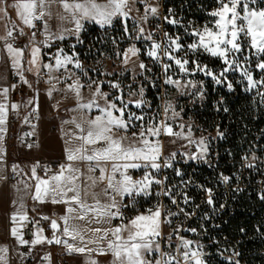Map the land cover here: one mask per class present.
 <instances>
[{"label": "snow or ice", "instance_id": "obj_1", "mask_svg": "<svg viewBox=\"0 0 264 264\" xmlns=\"http://www.w3.org/2000/svg\"><path fill=\"white\" fill-rule=\"evenodd\" d=\"M5 0H0V5L4 4ZM60 4L64 11L71 16V22L74 23L73 29H62L59 33H52L50 31L47 21L44 23L45 39L40 41L39 44L50 47V40H64L65 33L75 35L80 43V33L84 28L83 21H91L101 27L110 26L113 18L117 16H127L124 9L128 6V0H17L16 3L10 5L13 9L17 10V14L21 17L24 24L29 27H35L34 20H42L45 15L51 18V13L47 9L51 4ZM256 3V0H252ZM218 7L212 10L209 15L214 19L200 27H191L189 30L185 28L186 33L193 37V42L188 43L186 46L181 43V37L169 36L167 32L164 33V43L156 42L152 39V33L144 36V29L140 28L136 39L143 37L145 40H151L147 55L156 62H161L162 57H167L168 60L174 61L179 71L184 74L203 73V75L210 77L215 84L224 85L229 91L233 90V82L229 80V72L239 71L241 76L246 79V91L256 88L257 85L264 87V8L255 9L249 6L248 0H217ZM147 19V12L152 14L157 13L156 7L145 9ZM0 14L7 15V9L0 7ZM61 21L68 19V17L61 15ZM164 19L170 24L179 23L175 19H169L167 16ZM127 31V28H125ZM20 35H24L23 29H20ZM13 37V31L7 30L5 36H0V40L5 41V47L8 54L12 57V66L18 70L17 74L24 83L28 81L24 78L23 72L20 71V59L24 56L25 49L14 48L12 43H8V38ZM36 33L33 32L29 37L31 46L30 59L27 61L29 67L27 71L34 70L39 74L37 67L41 57V47L37 46L35 42ZM28 45L25 46L27 48ZM184 51L183 57H177L175 53ZM139 52L135 46L128 48L124 53L125 64L131 56H136ZM188 52L207 53L212 57L220 58L222 67L219 71L214 70L207 64H203L199 59H190ZM63 49H59L55 57V66L59 68L68 63L73 62V56L64 54ZM251 53V57H255V69L259 70L260 78L254 79L253 69L250 67L252 64L251 57L247 54ZM191 64V67L189 65ZM75 65L80 68L82 65L79 60H75ZM249 65V66H246ZM43 67L52 69L51 64H44ZM162 70L165 73L164 83L167 85H175L178 90L191 87L196 89L195 92L185 93L181 91V95L188 94L202 99L204 96L203 82L200 81V87L192 80L186 81L181 85L179 80H173L171 76L167 75L168 70L172 67L169 63L161 64ZM139 68L144 70L146 65L141 62ZM150 70V69H149ZM100 83L95 80L88 83L86 86L92 89L93 84L96 85L92 92V99L87 103L80 105L81 108L96 107L99 109L100 114L95 117L85 120V124H76L75 120L71 123L76 124L79 133L73 134V139H79L82 143L77 148L66 147L65 159L67 163L59 164V171L48 175L51 168L44 166V176H38L36 169L40 167L39 164L33 165L31 168V179L35 181L34 189L35 194L32 196L33 200L44 202V197L51 194L52 203H65L71 205L75 203L85 212L96 211L99 215H106L109 219L119 218L122 223L112 229V234L115 236V241H110L107 250L101 249L99 255H106L111 253L113 256L112 264H208L205 259L207 255L202 249L203 245L198 242L186 239L179 236L181 228L177 226L174 233L177 234L178 244L175 249V254L171 252L161 251V243L157 239L161 237L160 224L162 211L164 215V223L171 224L172 220L169 217L179 216L183 214L185 218H190L193 213L186 212L184 208L179 206L177 196L183 198V202L187 204L190 197L187 193L174 192L175 186L169 188L165 185V176L163 179L157 178L155 173L160 172L163 168H172V160L175 159L176 153L173 152L169 156L164 157L161 162L162 145L159 140H150L149 137H159L161 133L168 136H175L180 139H186L188 146H196L197 151L190 153H183L187 159L193 161L206 160L208 153V141L206 137L194 139L192 135V127L188 126V131L185 133L183 129L184 124H180L181 131L174 132L172 125L168 122L180 115L175 110L174 105L170 101H165L162 113H157L155 116L149 117L145 120L144 114H137L136 112L129 111V105H134L136 108H141L146 104L143 99L144 89L141 87L138 93L129 92L128 96L138 95L139 99L125 100L121 95H115L110 98L109 93L101 90ZM110 87L119 90L120 84L118 82H109ZM15 88V85L12 86ZM85 87L77 80L73 85H69V90L75 91L78 99L81 98L80 89ZM8 88L3 89V95L7 97ZM51 94V90L49 92ZM261 99L264 100V92L258 93ZM103 101L101 104L99 101ZM119 101V105L117 104ZM31 103V101H30ZM16 108V105H12ZM6 106L0 104V124L6 121ZM227 109H225L226 111ZM182 111V109H181ZM171 112V116H169ZM162 116L163 118H158ZM139 121V124L135 123ZM136 129V130H133ZM131 135L129 136V131ZM3 131V129H0ZM118 133H123L118 135ZM218 136H223L222 132H217ZM174 142V141H173ZM66 144L69 141H65ZM255 159V157H253ZM85 162L86 171H82L79 167L74 166V162ZM249 164L248 167H252ZM18 167L13 166V170ZM132 169H145L143 175L139 179H133L130 170ZM97 171L99 175H97ZM175 174L182 176V172L176 169ZM223 181L227 183L229 177L223 176ZM182 183H185L182 181ZM187 183H190L187 182ZM101 184L104 187L100 191H95ZM153 185L159 186V190L155 192L157 196L163 195L169 197L171 203L177 206L178 211H171L165 205L158 202L153 207L145 209V212H137L135 215L125 220L122 208H128L135 204L137 197H144L153 194ZM207 194L206 203L210 206L214 204L212 189L200 186ZM72 193L71 196L68 194ZM59 197V199H57ZM91 197L95 201V206H89L87 199ZM106 197L108 203L101 206L100 198ZM119 197V199H117ZM125 197L129 198L125 202ZM264 199V195H261ZM23 207V205H21ZM115 208L116 211L112 212L111 209ZM223 208V205H221ZM75 209L71 206L67 208V212L71 213ZM17 215L13 214L11 217L13 223L17 221ZM83 218V217H79ZM207 219L208 217L205 216ZM20 220H26V215H19ZM47 220L48 217H43ZM65 221L63 234L70 236L73 240L79 235L75 229H70L67 226L68 216L61 217ZM51 227L56 230L58 224L56 220L51 221ZM186 231L195 233L197 229L189 228ZM96 232L103 231L100 228L94 229ZM243 231V229H241ZM126 233V235H122ZM11 234L20 240L21 244H27L29 241L24 240L18 235L16 227L11 229ZM106 235V233H105ZM36 238L31 241L33 245L42 243L46 238L42 237V230H38L35 234ZM105 237H101L103 239ZM83 240V237H81ZM167 240H172V234H169ZM116 241H119L117 243ZM52 243L53 240H48ZM56 244L63 243L68 252L85 253L91 252L92 249L85 247H76L67 241H62L55 238ZM93 243V241H89ZM196 243V250L192 249V245ZM7 248H0V253H7ZM153 251L158 252L160 258L151 261L146 258V253L150 254ZM238 255V253H237ZM50 259V257H45ZM0 261L6 264L5 256L0 255ZM89 264H97L95 260H91ZM236 264H239L237 261Z\"/></svg>", "mask_w": 264, "mask_h": 264}, {"label": "rangeland", "instance_id": "obj_2", "mask_svg": "<svg viewBox=\"0 0 264 264\" xmlns=\"http://www.w3.org/2000/svg\"><path fill=\"white\" fill-rule=\"evenodd\" d=\"M99 2H104V0H99ZM163 3L164 0H128V6L124 9L125 12H127V16H117L112 21V24L110 26H106L104 28H99L100 30H106L109 28H112L113 24L117 21H120L122 23V27H114L113 31H121L124 32L126 37H129V42H127L126 46L122 50V52H115L112 56H106L102 55L98 57L96 54L98 52V49L95 47H91V44H84L80 43L75 35L65 33V39L67 38H73V41H68L66 44L62 43V40H60L57 44L50 45V47H46L44 45H41L42 51H41V57L40 61L43 64H49L55 61V57L58 53L59 49H63V53L61 55L67 54L70 56H73V62L68 63L65 66H61L66 68L71 67V70H73L75 73L78 74L80 79L82 80L85 87L82 89H85L81 92V98L78 99L75 91L69 90V85H73L77 79L71 78V75L69 74H60L58 75V68L54 65L51 70L48 68H45V71L47 73V79L48 84L44 82L45 77L44 74H37V71H31L27 72L25 74V79L28 81V83L22 82V96L21 100L19 101V104L16 108L12 107L13 113L15 112H22L24 108L27 105H30V107H34L38 110L39 113V129L41 132L43 145L45 147H48L49 149H53L54 151L58 153H65L66 147L71 148H77L81 145V141L79 139H73V134L79 133V129L76 128V124H84L85 127L87 125L84 123L85 120L95 117L96 113L94 110L98 109L96 107L92 108H81L80 105L87 104L92 99V92L94 91L96 85L93 84L92 89H89L86 85L90 83L91 81L95 80L100 83L101 90L105 93H109L110 98L115 95H121L125 100L132 99L136 100L139 99L138 95H134L129 97L128 93L135 92L138 93L139 89L142 87L144 89L143 92V99L146 101V104L142 105L141 108H136L134 105H129V111L136 112L139 114L145 115V120L149 117L155 116L157 113H162L163 105L165 101H170L177 112L180 113L178 117H175L174 119L169 120L168 122L172 125L173 131L178 132L181 131L179 125L184 124L185 128L183 131L187 133L188 126L191 125L192 127V135L194 139H199L201 137H206L208 141V153L206 156L207 162L204 160L200 161H193L190 159H187L183 153H190L197 151L196 146H188V141L186 139H180L175 136H168L161 133L159 137H149L150 140H159L162 145V157L161 162L163 161L164 157L169 156L171 153L175 152L177 155L174 160H172L173 167L172 168H163L160 172L155 173L157 178L163 179L165 176L168 177L167 180H165V185L169 188H172V186H175L174 192H184L187 185H191L192 181L191 179H183L182 176H177L175 174L176 169L180 170V167L182 165H187L189 162L198 163V162H205L207 165L211 167H217L221 165V158L223 152L226 151L227 147L220 148L221 141L223 140L222 136H218L217 132L219 131L217 126H213L211 129H204L200 126V124L194 120L191 116L185 118L182 114L184 111V107L187 105L188 108H191L195 103H200L204 100V96L202 99L194 97L192 95L184 94L181 95V91H184L185 93H189L191 91V87L179 89L175 85H167L164 83L165 73L162 70L161 64L162 63H169L172 65V67L168 70L167 75L171 76L173 80H179L181 85H184L186 81L192 80L193 82L197 83V87H200L199 82H203V92L206 93V85L211 83L214 86H219L222 89H224L226 92L233 93L236 91V88H239V90L242 93H245L247 95H250L253 97L254 102L260 104L262 109L264 110V100L261 99V96L258 94L260 92H264V87L257 85L256 88H253L250 91H246L247 87V81L244 79L240 72H229L228 78L233 82V90L229 91L227 87L224 85H218L215 84V82L203 73H195V74H184L179 71V68L175 65L174 61L168 60L167 57H162L161 62L154 61L151 57L147 55V51L150 48V45L152 43L151 40H145L143 37L140 39H136L139 33V29H144V36H147L149 33H152V39L155 40L158 43H161L163 45L165 37L164 33L167 32L169 36L181 37V43L185 46L188 43L193 42V37L189 36L185 28L187 27L189 30H191V27L195 26L192 24V20H183V16L177 15L175 11L173 10V7H169L167 12H164L163 10ZM249 6L251 8L255 9H261L264 8V0H256V3H252V0H248ZM150 7H156L157 13L152 14L150 11L147 12V19H145L146 11L145 9ZM218 7V5H217ZM212 8L207 13H209L216 9ZM14 15V14H13ZM18 19L22 20L21 17L17 14L14 15ZM59 16L53 21L52 24V33H59L62 29H73L74 27L71 26L70 23H68V19H65L61 21L59 19ZM66 17H69L68 14H65ZM167 16L169 19H175L179 21V23L176 24H170L168 23L164 17ZM6 18L2 14H0V36L4 35L6 33ZM209 21L204 23L209 24L210 21H212L214 18L209 15ZM201 25V26H203ZM85 26V25H84ZM130 27L129 30L125 31V28ZM200 27V26H195ZM113 33V32H112ZM81 34V33H80ZM96 35L91 36L93 38V41H96L99 38V34L96 32ZM44 37V34H43ZM80 40H82L80 36ZM118 41H115L114 38L112 39L111 45L114 47V49H117L118 47ZM103 40H100V44L103 43ZM135 46L137 49H139V52L136 56H131V58L128 60V63L125 64L123 62L124 56L123 53L130 47ZM79 49L82 50V57L79 54ZM91 51V52H90ZM251 57V53H247ZM175 55L179 57L184 56V51L177 52ZM87 57V59H85ZM90 57V58H89ZM188 57L190 59H199V61L203 64H207L209 67L213 68L216 71H219L222 67V61L220 58L212 57L207 53H191L188 52ZM6 59L12 62V57L8 54L6 48L4 50L0 49V81L4 79V76L7 77V66H6ZM79 60L80 64L82 65L80 68H77L75 65V60ZM252 64L250 67L253 69V77L254 79L260 78V72L259 70L255 69V57H251ZM219 61V63H217ZM143 62L146 65V68L144 70H141L139 68V64ZM249 66V65H246ZM191 67V64L189 65ZM60 68V67H59ZM150 69V70H149ZM69 79V81H66ZM118 82L120 84V89H114L110 87L109 82ZM8 79L5 88H8ZM87 89V90H86ZM51 90V94H49ZM151 92V95L148 96V92ZM0 93H3V90L0 91ZM183 97L189 98L186 99V102H183ZM222 98L219 99L220 104L214 106V111L218 113V111L221 109H225L227 106L224 102H222ZM31 101V103H30ZM61 102H68V103H74V106L72 108V114H71V120L70 124H60L59 125V131L56 133L48 132L49 127L52 126L53 130H56L55 123L56 119H62L66 113L68 112V103H61ZM101 104H103V101H99ZM59 103H61L59 105ZM57 104V105H56ZM117 104L119 105V101H117ZM182 109V111H181ZM169 116H171V112H169ZM53 118V119H52ZM158 118H163L162 116ZM75 120L76 124L71 123V121ZM139 124V121L135 122ZM136 130V129H133ZM222 132V131H219ZM131 133V130L129 131ZM65 141H69L68 144L65 143ZM174 141V142H173ZM238 150L241 151V162L239 164L230 163V165H234V167H237L239 170V174L236 176L239 177L243 174V169L249 164L257 165L255 164L256 161L261 160L264 161V152H259V149L257 147L250 148H242L241 146H238ZM18 151V158L22 162L25 158L21 154L24 150L23 147H19L16 149ZM21 150V152H20ZM9 153H12L11 151ZM255 157V159L253 158ZM25 164V163H24ZM264 167V164H263ZM170 174L174 176V178L170 179ZM223 176L227 175H221L219 178L216 179L222 185V191L225 193H229L230 190H234V188L230 187V180L225 183L222 179ZM229 177V176H227ZM185 182V183H182ZM190 183H187L189 182ZM239 182H237L238 184ZM264 189V188H263ZM159 190V186L153 185V194L144 196V197H137L139 200V203L141 205V211L145 212V209L153 207V205H156L158 202L162 203L166 206L167 209H170L171 211L175 212L178 211L177 206L173 205L171 203V200L169 197L159 195L157 196L155 194L156 191ZM128 198L125 197V200ZM191 199V198H190ZM178 202L181 201V204L179 206L181 208H184L186 212L193 213L195 211H188L187 210V204L183 202V198L181 196H177ZM190 201V200H189ZM189 206V205H188ZM192 208V207H191ZM134 213L133 215H135ZM132 215V216H133ZM164 215L165 213L162 211L161 216V224H160V231H161V237H158L157 239L161 243V251L164 252H171L172 254H175V249L178 244V237L177 234L174 233V229L179 226L181 228V231L179 232V236H183L186 239L192 240L194 242H198L199 245H203V251L206 250V245H208L207 242H203L201 238L204 236V233H202V228H196L193 224L191 227L186 226V220L190 219L193 215H191L190 218H185L183 214H180L179 216L175 217H169V219L172 220L171 224L164 223ZM209 214H199V216L204 219L205 216L208 217ZM127 220L124 222L126 223ZM189 228H195L197 231L195 233L191 231H186L185 229ZM169 234H172V240L169 242L167 240V237ZM126 235V233H124ZM193 250H196L197 244L194 243L192 246ZM206 253V252H205ZM208 255V253H206ZM147 259L151 261H155L160 258L159 253L153 251L150 254H146ZM206 255V256H207ZM235 255V254H234ZM205 256V259H206ZM108 260V258H105ZM175 264V262H173Z\"/></svg>", "mask_w": 264, "mask_h": 264}, {"label": "trees", "instance_id": "obj_3", "mask_svg": "<svg viewBox=\"0 0 264 264\" xmlns=\"http://www.w3.org/2000/svg\"><path fill=\"white\" fill-rule=\"evenodd\" d=\"M217 5V0H164L163 10L167 12L169 7H173L177 15L183 16L184 21L192 20V24L201 26L210 20L207 12ZM114 27L121 28L122 23L117 21L112 28L106 30H100L96 25L87 23L80 36L84 44H91V47L98 49V57L112 56L117 51L122 52L129 42V37H126L124 32L113 31ZM129 28L127 27V30ZM96 32L99 38L93 41L91 36L96 35ZM113 38L115 41L119 40L117 49L111 45ZM73 40L67 38L62 40V43ZM100 40L104 42L100 44ZM79 54L82 57L81 49ZM150 95L149 91L148 96ZM220 98L223 99L227 110L220 108L217 113L214 106L220 104ZM186 99L189 98L183 97V102H186ZM182 115L185 118L191 116L204 129L217 126L223 133L220 148L227 147L226 149L231 151V157L227 155V150L223 152L220 160L225 163L217 167H211L205 162H189L180 167L182 178L192 181L184 190L191 198L187 203V210L195 212L190 219H185L186 226H201V232L204 233L201 240L208 243L205 250L208 253V264H236L237 261L239 264H264V199L260 198L264 193L258 181L262 178L264 183V171L257 170L252 173L244 168L243 174L235 178L232 173H238L239 170L228 163L241 160L238 146L243 149L257 147L259 152H264V110L260 104L254 102L252 96L242 93L239 88L229 93L209 83L206 85L204 100L195 103L191 108L186 105ZM221 175L230 177V186L239 182L245 187L224 194L222 185L216 181ZM169 178L174 176L170 174ZM201 185L212 189V206L206 203L207 194ZM206 213L209 214L207 219L199 216Z\"/></svg>", "mask_w": 264, "mask_h": 264}, {"label": "crops", "instance_id": "obj_4", "mask_svg": "<svg viewBox=\"0 0 264 264\" xmlns=\"http://www.w3.org/2000/svg\"><path fill=\"white\" fill-rule=\"evenodd\" d=\"M16 2L17 0H5V3L0 5V7H5L7 9L8 18H6L5 25L7 24L8 19L12 18L18 21L20 28L26 30L29 26L24 24L22 20L15 17L14 15H17V10L10 7V5ZM47 10L50 11L51 18H49L48 15H45V17L41 21L43 23L47 21L50 31H52V27L54 25L52 24L53 21H55V19L59 16V14L64 16L65 14H68L69 16L68 23H70L72 27H75L74 23L71 22L70 14L65 12L60 4L53 3L50 5V7ZM2 15L4 17H7V15L4 14ZM83 23L84 25L89 23V24H94L99 28H104L91 21H83ZM44 39H45V31H44L43 40ZM59 41L60 40H50L49 44L50 45L57 44ZM31 46L32 45H29L26 48L24 52L25 53L24 56L20 59V71L23 72L24 77L25 74L29 72L27 71V68L29 67L27 61L30 59ZM5 63L7 66V73H8V68L9 67L14 68V67L12 66V62L7 59ZM49 64L54 66L55 61ZM43 65L44 64L40 61L37 67L39 68V72H41V74H44L43 75L45 77L44 82L48 84L47 82L48 79L46 76L47 73ZM33 71H36L35 68ZM57 72L58 75L69 74L71 75V78L74 79L76 78L77 80H79V83L81 85L83 84L78 74L75 73L73 70H71V67H67V66L66 68L60 67L58 68ZM7 79H8V74L7 77L4 76V79L0 81V91H2L5 88ZM66 81H69V79H67ZM84 90L85 89H82V91ZM61 103H68V102H61ZM61 103H59V105ZM67 105H68V112L66 113V115L62 119H56L57 122L55 123L56 130H53V127L50 126L48 132L56 133L59 131L60 124L63 123L70 124V120H71L70 118L74 103L73 102L68 103ZM94 112L96 113V115L100 114L99 109L94 110ZM7 117H8V111L6 110V121L4 124H0V129H3V131H0V248L6 247L8 250L7 253H0V255L5 256L6 264L7 263L24 264L23 254L20 248L21 246L20 240L11 234V229L13 227H16L18 230V235L22 237L23 227L26 221L31 216H37L41 218L42 227L37 229V231L42 230V237L49 238L51 236V234L54 231V229L51 227V221L56 220L61 231V236L56 238H59L62 241H67L68 243L73 244L76 247L86 246L88 249H92L91 252L86 251L83 254L78 252H68L66 250V246L63 243L61 244L55 243L51 247L52 253L49 256L50 259H45V258L40 259L31 264H89L91 260H95L97 264H112L113 256L111 255V253H108L106 255L98 254L101 249L107 250L110 241H115V236L112 234V229H114L117 226L113 224L112 219H109L106 215H99L96 211L85 212L79 207V205L75 203H72L71 205L65 203H52L51 194L49 196L44 197V202L42 203L33 200L32 196L35 194V189H34L35 181L33 179L31 180L19 179L15 182H8L6 180V160L12 155V153H9L10 151H7L4 145L6 129H7ZM39 127L40 125L38 121V124L35 128L34 142L28 148L22 151L23 154L21 155L27 158L23 160V163H27V162L36 163L39 161H55L58 162L59 164L67 163L65 159V153H58L53 149L51 148L49 149L48 147H45L43 145V140ZM120 134L123 133H118V135ZM128 134L129 136L131 135V133ZM16 152L18 153L17 150ZM74 166L79 167L82 171H86L85 162L76 161L74 162ZM23 169L25 173L30 177L31 169L28 166ZM133 170L136 172V174L139 175V177H141L145 171V169H133ZM58 171H59V167H57V169H55L48 175L50 176L52 175V173H56ZM97 175H99L98 171H97ZM102 187H104L103 184L97 187L95 191L97 192L100 191V188ZM68 195L71 196L72 193H69ZM57 199H59V197H57ZM117 199H119V197H117ZM86 202L89 206H95V201H93L91 197H89ZM107 203H108V199L106 197H101L100 205L96 207L99 208ZM21 205H23V207H21ZM69 206L73 207L75 211L71 213L67 212V208ZM114 210L116 209L115 208L111 209L112 212ZM13 214H18L17 221L15 222V224L11 219ZM19 215H26L27 219L20 220ZM63 216L69 217L67 221V226H69L70 229H75L77 232H79V235H77L74 240L70 236H65L63 234V228L65 227V221L61 219V217ZM43 217H48V219L45 220L43 219ZM79 217H83V218L81 219ZM96 228H100L103 231L96 232L94 231V229ZM122 235H124V233H122ZM81 237H83V240H81ZM101 237H105L103 238L104 241H101ZM89 241H93V243H89ZM116 242L119 243V241ZM106 257L108 258V260L105 259ZM0 264H5V262L0 261Z\"/></svg>", "mask_w": 264, "mask_h": 264}, {"label": "built area", "instance_id": "obj_5", "mask_svg": "<svg viewBox=\"0 0 264 264\" xmlns=\"http://www.w3.org/2000/svg\"><path fill=\"white\" fill-rule=\"evenodd\" d=\"M35 24V27H28L26 30L23 29L24 35H20V27L18 24V21L16 19L9 18L6 24V32L7 30L11 29L13 31V37L14 38H8V43H12L14 48H22L25 49L26 45H31L29 43V37L32 35L33 32L36 33L35 42L38 46L41 47V44H39L40 41L43 40V34H44V23L41 20H35L33 21ZM6 33L2 36H5ZM5 47V41L0 40V49L4 50ZM42 49V47H41ZM25 52V51H24ZM25 54V53H24ZM17 70L15 68L9 67L8 68V93L7 97H5L3 94L0 93V104H4L6 106V109L8 111V117H7V129H6V136L4 145L7 151H11L12 155L6 160V180L8 182H15L19 179H27L31 180V176L29 177L23 168L29 167L32 168L33 165L39 164L40 167H37L36 172L38 176H44V166H48L51 168V172L57 169L59 163L55 161H39L36 163H23L18 158V153L16 152V149L19 147H23L24 149L28 148L35 140V128L38 124L39 119V113L38 110L34 107H30V105H27L22 112L18 111L13 113L12 112V105L18 106L19 101L21 100L22 96V82L23 80L20 78V75L17 74ZM15 85V88L12 86ZM196 89H191L190 92H195ZM227 150V155L231 157V151L230 149ZM231 163L239 164L240 161H230ZM257 165H253L252 167H248V165L244 168L251 171L252 173H256L257 170L264 171V161L258 160L256 161ZM16 165L18 167L13 170V166ZM49 172V173H51ZM48 173V174H49ZM130 173L133 178L139 179V175L136 174V172L132 169L130 170ZM238 173L233 172L232 175L235 176V178H238L236 175ZM230 180V177H229ZM259 185L260 189L264 193V183L263 179L259 178ZM230 187L236 189L244 188L245 186L241 183H236L234 185H231ZM129 198L125 200V202H128ZM141 205L139 203V200L136 198V202L134 205L128 207V208H122L121 211L124 213L125 222L128 217H131L134 213L140 212ZM114 210L113 212H115ZM112 222L114 225L119 226L122 221L117 218H112ZM42 227L41 218L37 216H31L25 223L23 230H22V238L26 241H29L27 244H21V252L23 254V263L24 264H31L34 263L37 260L44 259L45 257H49L51 255V247L54 242V233L55 238L61 236L60 227L58 229L54 230L53 233L49 238H46L44 242L37 243L33 245L31 241L36 238L35 234L37 229ZM48 240H53L52 243H49ZM101 241H104V239H101ZM8 264V263H7Z\"/></svg>", "mask_w": 264, "mask_h": 264}]
</instances>
